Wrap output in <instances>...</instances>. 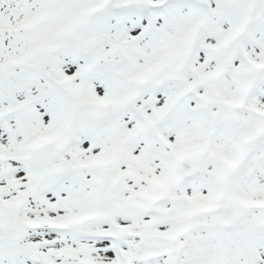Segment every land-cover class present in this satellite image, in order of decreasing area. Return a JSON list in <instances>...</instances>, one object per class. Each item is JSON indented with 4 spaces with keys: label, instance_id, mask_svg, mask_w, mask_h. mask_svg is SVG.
<instances>
[{
    "label": "snow or ice",
    "instance_id": "6c2138e0",
    "mask_svg": "<svg viewBox=\"0 0 264 264\" xmlns=\"http://www.w3.org/2000/svg\"><path fill=\"white\" fill-rule=\"evenodd\" d=\"M0 264H264V0H0Z\"/></svg>",
    "mask_w": 264,
    "mask_h": 264
}]
</instances>
